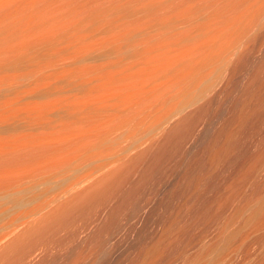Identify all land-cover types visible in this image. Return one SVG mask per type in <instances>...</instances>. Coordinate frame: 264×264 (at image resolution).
Returning <instances> with one entry per match:
<instances>
[{
    "label": "bare ground",
    "instance_id": "1",
    "mask_svg": "<svg viewBox=\"0 0 264 264\" xmlns=\"http://www.w3.org/2000/svg\"><path fill=\"white\" fill-rule=\"evenodd\" d=\"M263 230L264 0H0V254L264 264Z\"/></svg>",
    "mask_w": 264,
    "mask_h": 264
},
{
    "label": "rangeland",
    "instance_id": "2",
    "mask_svg": "<svg viewBox=\"0 0 264 264\" xmlns=\"http://www.w3.org/2000/svg\"><path fill=\"white\" fill-rule=\"evenodd\" d=\"M213 107V106H212ZM211 107V108H212ZM210 108V109H211ZM214 108V107H213ZM212 108V109H213ZM219 112V114L217 115V113H216V110H213V111H215L214 113H213V111L212 110H209L208 109V111H210V113H211V115H210V113L208 114V112L206 113V115L208 114V115H210V116H212L213 114H215L216 113V115H215V117L213 118H211L212 119V125L213 124H215V123H213V120H214V122H217L216 124L218 125L221 121H223V119H225L224 118V113H222V111L223 110H220V109H217ZM212 111V112H211ZM222 114V115H221ZM208 115H207V117H208ZM210 116L208 117V119L210 118ZM206 117V118H207ZM221 118V119H220ZM223 118V119H222ZM206 120L207 122H209V120ZM211 121V120H210ZM218 121H219V123H218ZM209 124H211V123H208V125H207V127H209L210 129H209V134H210V130H213L214 129V127L216 126V124L214 125V126H209ZM208 129V128H207ZM207 131V130H206ZM213 132V131H212ZM209 134H206V135H208V137H209ZM234 158V157H233ZM229 159H232V157L230 158L229 157ZM227 161H228V157H227V159H226ZM225 160V161H226ZM225 161L223 160V162L222 163H225ZM231 161V160H230ZM230 161L228 162V163H230ZM227 163V164H228ZM231 163H232V161H231ZM230 163V164H231ZM226 164V163H225ZM226 164V165H227ZM221 165V164H220ZM219 165V167H221L220 168V171H219V167H218V170H217V172H215L214 173V171H211V176H210V178L207 180V184H206V187H205V189H204V191L206 192V190H207V188H209L208 189V192H206V193H208L209 195H210V199H209V195L208 194H206V193H204L205 194V197L206 198H208L209 200H213V199H215L214 197H216L217 195H218V192L219 191H221V192H223V188H220L221 186H224L225 184H226V181H227V179L230 177V166H229V168H226V167H224V169L226 168L227 169V171H226V169L224 170L223 169V164L220 166ZM229 165V164H228ZM227 165V166H228ZM214 168H217V167H214ZM214 168L212 169V170H214ZM216 170V169H215ZM223 170V171H222ZM212 173H214V174H212ZM220 173V174H219ZM226 173V174H225ZM217 174H219V175H217ZM225 174V175H224ZM221 175H222V177H221ZM222 178V179H221ZM220 179V181H218ZM224 179V180H223ZM213 180V181H212ZM222 181V182H221ZM224 181H225V183H224ZM220 182V183H219ZM211 183V184H210ZM224 183V184H223ZM223 184V185H222ZM221 185V186H220ZM210 191H212L213 193H217L216 195L215 194H212V192H210ZM220 192V193H221ZM219 193V194H220ZM208 195V196H207ZM214 197H213V196ZM208 200V201H209ZM207 201V200H206ZM213 209V208H212ZM217 212V210H214V212L213 213H216ZM78 219V218H77ZM75 221V220H74ZM78 221V220H77ZM76 221V222H77ZM79 222V221H78ZM75 223V222H71V224H70V226L69 227H65L64 228V230L63 231H61V232H59V233H53L54 234V236H55V241H54V239H53V243L51 242V245L53 246H51L50 244H49V246L51 247V248H54V246L55 247H59V248H69V247H71V248H74V249H76L77 247L76 246H79L78 248H80V246L82 247V245H84V242H85V240H86V237H87V231L88 230H85V229H80L79 230V228L77 227L79 224H80V222L79 223ZM74 223L77 225H74ZM71 225H73V226H71ZM76 226V227H75ZM67 228H68V230H67ZM74 228V229H73ZM73 229V230H72ZM76 232H75V231ZM81 230H82V233H81ZM205 231L204 232V238L206 237V236H208V237H206V239H208L209 238V236L211 237V235L214 233V231L210 228V229H208L207 230V227L205 226V225H203L202 227H201V231ZM72 231H74V233H72L71 234V232ZM84 231V232H83ZM199 231V230H198ZM78 232V233H77ZM128 233V234H127ZM122 234H123V236H122ZM131 233L129 232V230L127 229V230H125L123 233H121V235H119V238L122 240V239H126L127 237H129V235H130ZM71 235H73V236H71ZM85 236V238L83 237V236ZM62 236V237H61ZM82 236V237H81ZM121 236V237H120ZM49 237H51V235L49 236ZM48 236L46 237L47 239L49 238ZM52 237H53V235H52ZM52 237L51 238H49V240L50 239H52ZM40 238V237H39ZM43 238H45V237H43ZM43 238L41 237L40 239L41 240H43ZM54 238V237H53ZM58 238V239H57ZM73 238V239H72ZM75 238H76V240H75ZM82 238V239H81ZM88 238V237H87ZM195 238V237H194ZM258 238H259V240H258V247H260L262 244H264V230L262 231V233H260L259 235H258ZM39 239V240H40ZM81 239V241H79ZM46 240V239H45ZM82 240H83V242H82ZM117 240V239H116ZM76 241V242H75ZM78 241L80 242L79 244H78ZM45 242H47V241H45ZM49 242V241H48ZM49 242V243H50ZM83 243V244H82ZM44 243H42L41 242V245H43ZM248 244V242L246 241V246H244L243 248H251L250 246H248L247 245ZM74 246V247H73ZM191 246H193V248H194V246L195 245H193V243L191 244ZM191 246L189 245V247L191 248ZM76 247V248H75ZM28 248H30V247H28ZM10 249H12V250H10ZM9 250L12 252L13 250H14V248H10ZM7 250V249H6ZM254 250V249H253ZM253 250H251V252L253 251ZM8 251V250H7ZM7 251H5L4 253H6L7 255H9V256H6V254H4L3 252H1V254L0 255H2L1 256V259H0V264H10L11 263V261L13 260V257L12 256H14V251H13V254H11V252H7ZM254 252V251H253ZM3 253V254H2ZM10 253V254H9ZM3 255H5V256H3ZM11 255V256H10ZM11 257V258H10ZM231 257H233L234 258V255H230V256H227L226 258H225V262L224 263H227V261H228V263L229 264H233V258H231ZM235 258H237V257H235ZM234 258V264L235 263H237L239 260V258L238 259H235ZM12 259V260H11ZM231 260V261H230ZM236 260V261H235ZM11 264H13V263H11ZM237 264H239V263H237Z\"/></svg>",
    "mask_w": 264,
    "mask_h": 264
}]
</instances>
